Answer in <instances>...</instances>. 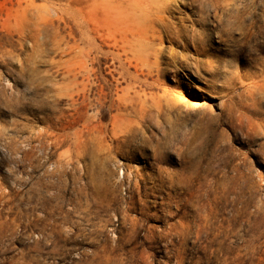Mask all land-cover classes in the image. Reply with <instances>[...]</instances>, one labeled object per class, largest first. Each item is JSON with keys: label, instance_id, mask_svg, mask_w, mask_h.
<instances>
[{"label": "rangeland", "instance_id": "1", "mask_svg": "<svg viewBox=\"0 0 264 264\" xmlns=\"http://www.w3.org/2000/svg\"><path fill=\"white\" fill-rule=\"evenodd\" d=\"M0 264H264V0H0Z\"/></svg>", "mask_w": 264, "mask_h": 264}, {"label": "bare ground", "instance_id": "2", "mask_svg": "<svg viewBox=\"0 0 264 264\" xmlns=\"http://www.w3.org/2000/svg\"><path fill=\"white\" fill-rule=\"evenodd\" d=\"M244 1V0H243ZM247 1V0H246ZM240 2H238V4H239ZM241 3H242V1H241ZM249 3V2H248ZM253 5V4H252ZM247 5L246 4H241V6L239 7H234L233 6V11H234V15L236 16V18H237V16H240L239 18H241L242 19V15H244V14H241V12H245V10H246V7ZM251 6V5H250ZM249 10V9H248ZM249 12V11H248ZM233 14V13H232ZM250 15H251V13H250ZM249 17V16H248ZM247 18V17H246ZM238 19V18H237ZM249 19V18H248ZM247 19V20H248ZM246 20V19H245ZM243 26V25H242ZM167 36V35H166ZM187 48V47H186Z\"/></svg>", "mask_w": 264, "mask_h": 264}, {"label": "snow or ice", "instance_id": "3", "mask_svg": "<svg viewBox=\"0 0 264 264\" xmlns=\"http://www.w3.org/2000/svg\"><path fill=\"white\" fill-rule=\"evenodd\" d=\"M245 147L248 148L249 152H251L252 154L256 155L259 158L260 152L257 151V143L256 142L252 143L250 147L248 145H245Z\"/></svg>", "mask_w": 264, "mask_h": 264}]
</instances>
